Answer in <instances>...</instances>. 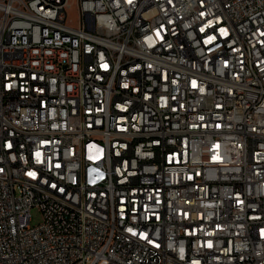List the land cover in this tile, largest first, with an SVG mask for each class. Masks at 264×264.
<instances>
[{"label": "built area", "instance_id": "1", "mask_svg": "<svg viewBox=\"0 0 264 264\" xmlns=\"http://www.w3.org/2000/svg\"><path fill=\"white\" fill-rule=\"evenodd\" d=\"M0 264H264V0H0Z\"/></svg>", "mask_w": 264, "mask_h": 264}, {"label": "rangeland", "instance_id": "2", "mask_svg": "<svg viewBox=\"0 0 264 264\" xmlns=\"http://www.w3.org/2000/svg\"><path fill=\"white\" fill-rule=\"evenodd\" d=\"M69 19L73 21L75 25L79 24V20L77 19V11L76 6L74 5L71 11L69 12ZM32 225L37 226L42 223V215L39 210L35 209L32 211Z\"/></svg>", "mask_w": 264, "mask_h": 264}]
</instances>
